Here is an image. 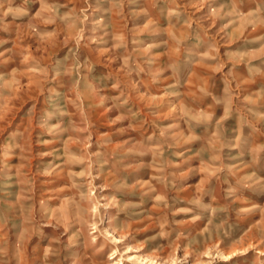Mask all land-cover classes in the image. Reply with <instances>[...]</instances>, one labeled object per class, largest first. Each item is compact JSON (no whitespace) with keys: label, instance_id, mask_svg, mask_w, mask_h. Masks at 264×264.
<instances>
[{"label":"rangeland","instance_id":"obj_1","mask_svg":"<svg viewBox=\"0 0 264 264\" xmlns=\"http://www.w3.org/2000/svg\"><path fill=\"white\" fill-rule=\"evenodd\" d=\"M143 258L264 264V0H0V264Z\"/></svg>","mask_w":264,"mask_h":264},{"label":"bare ground","instance_id":"obj_2","mask_svg":"<svg viewBox=\"0 0 264 264\" xmlns=\"http://www.w3.org/2000/svg\"><path fill=\"white\" fill-rule=\"evenodd\" d=\"M124 199V198H123ZM76 201V200H75ZM111 237V239H112V241L117 245V247H120V246H122V245H124L125 243H126V238L124 239V238H118V237H116V236H110ZM131 250H130V247H127V248H125L124 249V252H125V254H127V259H128V261H129V259H132V257H134L133 255H131L130 252ZM139 254H141V253H139ZM218 254V253H217ZM221 254V253H220ZM219 255V254H218ZM222 255V254H221ZM118 257V252H117V249H113L112 250V252H111V254H110V257H109V259L110 260H115L116 258ZM223 257V256H222ZM225 257V256H224ZM227 259H226V261L227 260H229L231 257L228 255L227 257H226ZM138 259H139V257H138ZM143 262H145L146 264H159L158 262H154L153 260H147L146 258H143V259H141ZM173 260V259H172ZM167 261V260H166ZM172 262V261H171ZM174 262V261H173Z\"/></svg>","mask_w":264,"mask_h":264}]
</instances>
